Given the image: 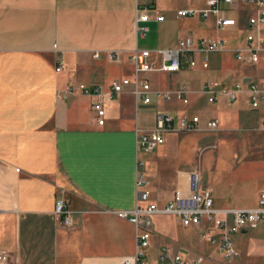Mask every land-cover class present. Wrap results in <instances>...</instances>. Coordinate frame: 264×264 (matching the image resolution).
<instances>
[{"label":"crops","instance_id":"1","mask_svg":"<svg viewBox=\"0 0 264 264\" xmlns=\"http://www.w3.org/2000/svg\"><path fill=\"white\" fill-rule=\"evenodd\" d=\"M149 1L164 20L147 24L153 47L141 49H171L182 37L222 39L227 49L244 43V22L218 31L214 17L176 15L180 9H205L207 0ZM140 41L146 38L135 34V0H0V251L10 253L13 264H122L133 256L136 229L113 212L135 206L138 161L150 200L158 206L176 191H188L191 169L200 172L218 208H253L264 192V169L242 165L248 152L262 147L264 105L252 109L245 90L235 102L221 98L213 104L203 93L207 83L219 90L262 78L264 63L239 62L225 50L210 54L207 69L144 75L153 90L185 85L188 104L153 98L143 105L130 88L109 98L113 80L132 78L129 57ZM109 51L120 53L118 63L107 58ZM95 53L100 57L95 59ZM79 84L102 88L103 126L91 107L94 98L67 94L69 85ZM157 111L175 118L199 116V130L166 134L163 145L141 152L136 130L154 127ZM211 120L217 122L215 130L206 128ZM238 170L249 175L231 186L230 175ZM243 179L259 181L249 205ZM59 197L76 212L71 227L54 215ZM187 229L202 240L195 228ZM162 232L163 238L177 236L172 227ZM153 242L152 235L149 249L156 255L148 256L149 264H156L162 247Z\"/></svg>","mask_w":264,"mask_h":264},{"label":"built area","instance_id":"2","mask_svg":"<svg viewBox=\"0 0 264 264\" xmlns=\"http://www.w3.org/2000/svg\"><path fill=\"white\" fill-rule=\"evenodd\" d=\"M235 13L236 17L230 16ZM180 18L214 17L215 28L224 30L239 28L244 22L246 34L242 46L227 49L226 41L210 37H182L171 49H141L136 47L129 60L133 66L132 78L113 80L107 96L113 98L130 88L134 100L143 105L151 104L153 98L161 103H168L176 99L188 104L190 91L185 85L174 90H153L146 77L147 73H178L185 69L201 67L207 69L210 54L230 50L235 60L251 65L264 63V0H207L206 8L201 10L180 9L176 14ZM164 17L158 15L149 0H135V34L138 38H146L150 22H162ZM107 58L114 63L119 62L120 53L109 51ZM95 59L99 53L93 55ZM201 58V62L198 58ZM59 66L56 71L59 72ZM248 94L252 109L264 105V77L246 80L242 84H234L230 88L215 90L209 83L203 86V93L207 95L210 104L225 98L235 102L240 93ZM67 94L79 92L93 99L92 109L96 113L98 126L104 125L105 110L102 105L104 96L99 86L87 87L83 84L69 85ZM199 116H182L175 118L169 113L157 111L155 125L151 129L136 130L137 149L144 153H151L165 142L166 134L191 133L199 130ZM264 124V120H263ZM217 122L206 123L208 130H215ZM136 203L132 210L113 212L118 218L132 224L136 229V249L133 256L123 260L122 264H149L148 249L153 235V218L167 216L174 218L182 228H195L198 236L208 244L217 246L225 260L239 256L234 247V237L257 228L264 223V193L258 197L253 208H218L214 205L212 191L203 186L200 172L191 169L187 172L188 191H176L173 199L163 206H158L150 200L148 182L143 163L138 161L136 167ZM76 212L66 207L62 197L55 201L54 215L64 227L73 225ZM0 264H13L10 253L0 251ZM156 264H204L200 258L188 259L181 252H173L166 245L159 248Z\"/></svg>","mask_w":264,"mask_h":264},{"label":"rangeland","instance_id":"3","mask_svg":"<svg viewBox=\"0 0 264 264\" xmlns=\"http://www.w3.org/2000/svg\"><path fill=\"white\" fill-rule=\"evenodd\" d=\"M152 36L153 33L149 31L146 37V41H140L139 47L152 48L153 46L148 44ZM217 36L222 38H232V35L230 33H219V35ZM250 136L251 135L248 134L249 139ZM255 140L256 139H252L254 146L258 144L255 142ZM237 141L239 142V140ZM259 142L262 143L261 149L248 152L247 157L242 164L243 166L252 167V169L257 167L264 169V138H261ZM238 154L240 155L241 153L238 152ZM242 174L243 177L246 178L245 175H249V172H245V170L233 171V173L230 175L231 180L234 181L231 186L240 183ZM244 179L243 181H241V184H244L242 190L243 192H246V197L250 201L247 202L249 205V203L253 202L256 192L255 187L257 184L259 185V181H256V179H254V183H244ZM232 192H234V189L232 190ZM169 221L170 219L166 217L153 218L154 228L156 229L153 232V243H155L156 245H166L170 247L175 253L179 250V252L184 254L188 259L200 258L203 260L204 264H264V223L260 224L253 230L235 236L234 247L239 256L231 260H225L219 248L200 240L197 237L195 230L184 229L180 227L177 222L170 224ZM170 227H172L175 232L177 231V236H172L171 234H169L168 236H165V238L161 237L160 230L163 231L162 233L164 234V230L166 228L169 229ZM150 249H148V256L149 260H152L156 255V250Z\"/></svg>","mask_w":264,"mask_h":264}]
</instances>
